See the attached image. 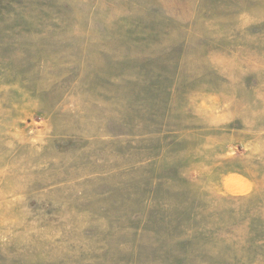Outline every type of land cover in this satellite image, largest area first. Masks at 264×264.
Masks as SVG:
<instances>
[{"label":"rangeland","instance_id":"rangeland-1","mask_svg":"<svg viewBox=\"0 0 264 264\" xmlns=\"http://www.w3.org/2000/svg\"><path fill=\"white\" fill-rule=\"evenodd\" d=\"M0 264H264V0H0Z\"/></svg>","mask_w":264,"mask_h":264},{"label":"bare ground","instance_id":"bare-ground-1","mask_svg":"<svg viewBox=\"0 0 264 264\" xmlns=\"http://www.w3.org/2000/svg\"><path fill=\"white\" fill-rule=\"evenodd\" d=\"M224 98V97H223Z\"/></svg>","mask_w":264,"mask_h":264}]
</instances>
